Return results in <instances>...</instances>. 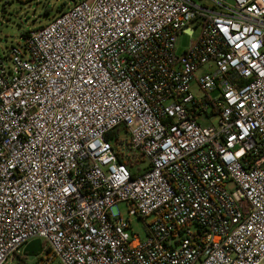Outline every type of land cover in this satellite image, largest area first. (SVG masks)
Returning a JSON list of instances; mask_svg holds the SVG:
<instances>
[{"label": "built area", "instance_id": "built-area-1", "mask_svg": "<svg viewBox=\"0 0 264 264\" xmlns=\"http://www.w3.org/2000/svg\"><path fill=\"white\" fill-rule=\"evenodd\" d=\"M34 240L42 264L264 260V0H78L0 50V264Z\"/></svg>", "mask_w": 264, "mask_h": 264}, {"label": "rangeland", "instance_id": "rangeland-1", "mask_svg": "<svg viewBox=\"0 0 264 264\" xmlns=\"http://www.w3.org/2000/svg\"><path fill=\"white\" fill-rule=\"evenodd\" d=\"M78 0H0V50L9 55L13 49L23 53L25 44L24 34L28 31L40 28L47 25L54 17L58 16L61 11L70 8ZM191 28L193 25L190 26ZM199 34V29L194 28L193 38ZM188 35H179L176 38V51L180 54L190 41ZM5 64L11 66L9 58ZM192 89H195L192 86ZM146 161L142 162L141 167L146 166ZM227 189L232 190L233 183L227 184ZM118 211L123 219L131 221L132 230L138 234L139 238H144L145 224H149L151 219H146L145 222L138 219L136 216H129L127 206L124 203L118 204ZM46 248V246H45ZM23 250L12 257L7 264H42V259L46 255V249L33 252L28 255H23ZM264 264V260L260 263Z\"/></svg>", "mask_w": 264, "mask_h": 264}, {"label": "trees", "instance_id": "trees-1", "mask_svg": "<svg viewBox=\"0 0 264 264\" xmlns=\"http://www.w3.org/2000/svg\"><path fill=\"white\" fill-rule=\"evenodd\" d=\"M62 12V11H61ZM26 37V33L24 34V38ZM112 146H113V148L114 149H116L117 148V143L114 141V142H112ZM118 160H119V162L120 163H122V164H124V165H126L128 168H130V167H132L133 166V162L132 161H130V160H128V159H123L122 157H118ZM135 162V165L136 166H138V164L140 163V162H142V160H135L134 161ZM134 168L135 167H132V170L134 171ZM132 175L133 176H136L137 175V172H133L132 173ZM41 243V249H43V247H44V249H46V253H49V248H45V245H44V243H42V242H40ZM26 247V246H25ZM24 247V248H25ZM29 253L28 252H25V251H23V255H28ZM37 253H33V255H36Z\"/></svg>", "mask_w": 264, "mask_h": 264}, {"label": "water", "instance_id": "water-1", "mask_svg": "<svg viewBox=\"0 0 264 264\" xmlns=\"http://www.w3.org/2000/svg\"><path fill=\"white\" fill-rule=\"evenodd\" d=\"M41 250V243L39 240H34L26 245L23 251L28 252L31 254L32 252L40 251Z\"/></svg>", "mask_w": 264, "mask_h": 264}]
</instances>
